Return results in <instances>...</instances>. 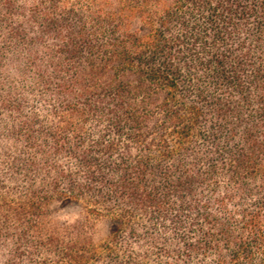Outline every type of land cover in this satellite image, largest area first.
Returning <instances> with one entry per match:
<instances>
[{
  "label": "trees",
  "instance_id": "16d2710c",
  "mask_svg": "<svg viewBox=\"0 0 264 264\" xmlns=\"http://www.w3.org/2000/svg\"><path fill=\"white\" fill-rule=\"evenodd\" d=\"M0 264H264V0H0Z\"/></svg>",
  "mask_w": 264,
  "mask_h": 264
},
{
  "label": "rangeland",
  "instance_id": "374dc122",
  "mask_svg": "<svg viewBox=\"0 0 264 264\" xmlns=\"http://www.w3.org/2000/svg\"><path fill=\"white\" fill-rule=\"evenodd\" d=\"M60 215V220L67 222H74L77 220L81 212L76 209H67L58 213Z\"/></svg>",
  "mask_w": 264,
  "mask_h": 264
}]
</instances>
